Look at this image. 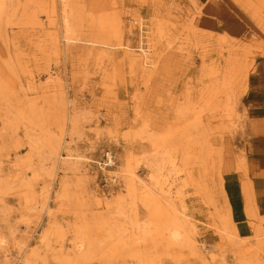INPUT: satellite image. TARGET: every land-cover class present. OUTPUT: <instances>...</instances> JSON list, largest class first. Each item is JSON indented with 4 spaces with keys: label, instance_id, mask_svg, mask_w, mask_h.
<instances>
[{
    "label": "rangeland",
    "instance_id": "374dc122",
    "mask_svg": "<svg viewBox=\"0 0 264 264\" xmlns=\"http://www.w3.org/2000/svg\"><path fill=\"white\" fill-rule=\"evenodd\" d=\"M75 1L85 6L82 28L90 26L91 2L105 5L129 24L124 43L130 52L140 53L151 39L161 60L144 78L123 55L104 64L73 51L44 56L34 73L60 74L64 113L76 120L75 129L67 121L64 136L57 128L61 102L52 100L54 93L34 100L45 120L25 118L27 73L6 65L8 89L0 90V264L8 254L11 264H24L25 258L28 264H134L127 248H116L113 235L124 233L126 241L140 236L132 222L145 227L150 213L119 195L123 182L112 176L129 153L115 136L132 138L131 165L148 178L154 131L167 134L168 146L177 149L165 159L164 188L182 192L200 229L196 237L213 250L216 264H236L244 254L264 264V0ZM20 15L13 22L15 40L6 38L12 52L26 48ZM183 113L199 125L184 126ZM109 152L113 168L105 165ZM189 152L196 163L185 167L184 158L193 162ZM68 155L82 157V164L63 165ZM19 164L16 179L12 169ZM194 168L196 186L184 173ZM227 211L237 231L233 245L218 235ZM79 232L92 245L81 258L67 256ZM154 239H139L137 250L147 264H204L189 246Z\"/></svg>",
    "mask_w": 264,
    "mask_h": 264
},
{
    "label": "bare ground",
    "instance_id": "6f19581e",
    "mask_svg": "<svg viewBox=\"0 0 264 264\" xmlns=\"http://www.w3.org/2000/svg\"><path fill=\"white\" fill-rule=\"evenodd\" d=\"M58 1L60 2V8L57 4ZM83 10H85V6H80V2L77 3L75 0H0V90L5 91L8 89L6 84V65L9 67L13 64L19 66L21 70L27 73L26 84L28 90H26V93L24 92L26 99L24 117L30 120L35 118L37 120H45L47 118L46 115L40 111L38 103L34 100L41 94L50 95V93H54L52 100L61 102L60 115H57V128L61 136H64L67 131L65 129L67 121L70 122L71 128L75 129L76 120L74 118L69 119L64 113V97L60 89V84L62 85L60 74L53 70H49L43 77L34 73L33 67H36L44 59V56L58 57L63 53L67 54V52L73 51L71 54L80 58L94 59L95 62L104 64L105 61L112 62L123 55L124 60L128 61L131 69L144 78L150 76L152 70L154 71L158 67L162 56L161 52H158L159 50H156L150 44L151 39L148 40L146 47H140V53L130 52L129 46L124 43L125 32L130 27L129 24H126L124 19L119 18L115 13H108L105 5H95L91 2L89 5L90 26L82 28L81 24L85 22ZM19 13L21 18L17 26L20 31L27 33L26 48L12 52L9 48L6 50V38L12 42V37L14 38V36H12L11 32L15 29L13 22ZM256 15L254 13V16ZM258 19L262 24V19L259 17ZM136 20L134 19L133 22L136 23ZM6 25L7 27L11 26L7 29ZM62 39L65 41L64 44ZM227 68L229 69L230 66H227ZM225 81V85L228 86L229 79L226 78ZM30 88L32 89L31 93H29ZM31 94L35 98L28 99ZM51 103L52 101H49L48 105ZM184 115L185 113L181 114V117L185 119V122H183L184 126L185 124L186 127L199 125L193 123L196 120L194 116H192V122H190ZM47 116L48 118H53V120L55 118L54 115L50 117L47 114ZM46 129L45 127L44 131ZM158 133L156 131L151 133L150 142L153 151L151 156L153 159L148 171V178L140 176L131 165L132 154L129 151L135 147L134 142L131 140L132 138L128 134L115 136L118 138L117 141L125 148V152L129 153L123 158L119 172L112 176V178H116V182L118 180L123 182V188L121 187L118 191L119 195L125 194L121 198L130 199L134 208L141 203L150 213V218L145 223V227L140 226L138 221L137 223L132 222L133 225L137 226L132 228V230L138 231L140 236L139 234H134L131 240L126 241L125 238L127 236L124 233L114 234L115 246L116 248H127L134 264H147L149 260L145 253L137 250L139 239L150 241L156 238L180 247L189 246L194 255L204 264H216L217 260L213 250L201 244L196 237L200 229L187 209L186 200L182 192H173L170 188L166 191L164 188L166 183L165 159L177 149L168 146L167 134L161 135ZM183 133H186L185 128ZM136 134L134 133L133 136H137ZM211 150L210 148V153H208L210 156L213 155ZM184 153L187 155L188 152L184 150ZM189 153L193 155V162L192 159L189 162L187 157L184 158L185 167L188 165L191 167V165L196 163L194 161L195 154ZM108 154L109 159H111L108 161L110 168H113L116 166L115 156L110 152ZM56 156L61 157L60 154H56ZM81 162L82 157L68 155V159L63 165L82 164ZM86 163L96 162L87 160ZM20 167V164L13 165L14 169L12 171L17 172L15 175L16 179L20 176L18 172L21 170ZM103 170L108 173H115L105 168ZM174 170L177 171L178 168L175 167ZM184 173L187 174V182L195 186L200 184V181L195 176V168L193 171L188 169V172L185 169ZM220 179L219 189L225 201L227 198L226 195H223V179ZM246 188L248 189V187ZM64 196L67 197L65 191ZM250 197H252L251 193ZM225 202L227 203V200ZM221 223L222 229L218 232L220 240H227L233 245L235 242L234 235L237 231L229 211H227V215H224ZM77 235L74 237L72 249L68 251L67 256L81 258L84 256L83 251L92 243L86 234L79 232V235ZM128 246L130 247L128 248ZM22 253H20L21 256H23ZM9 256L11 255H6V264H11ZM244 256H239L236 264H255L251 260H245ZM28 260V258L23 259V263L28 264L30 261Z\"/></svg>",
    "mask_w": 264,
    "mask_h": 264
},
{
    "label": "built area",
    "instance_id": "2783aa9c",
    "mask_svg": "<svg viewBox=\"0 0 264 264\" xmlns=\"http://www.w3.org/2000/svg\"><path fill=\"white\" fill-rule=\"evenodd\" d=\"M108 155H109V154H107V157H106V162H105V163H106V164H105V165H106V167L110 166V164H109V162H108V161H110L111 159H109Z\"/></svg>",
    "mask_w": 264,
    "mask_h": 264
}]
</instances>
